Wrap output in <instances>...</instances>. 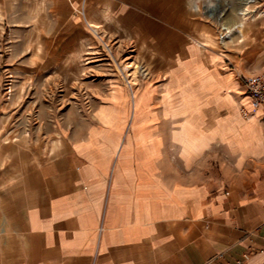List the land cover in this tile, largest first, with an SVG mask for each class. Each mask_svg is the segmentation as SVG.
<instances>
[{
    "label": "crops",
    "instance_id": "1",
    "mask_svg": "<svg viewBox=\"0 0 264 264\" xmlns=\"http://www.w3.org/2000/svg\"><path fill=\"white\" fill-rule=\"evenodd\" d=\"M192 3L0 0L3 33L81 34L82 6L96 26L115 19L150 71L135 91L116 74L88 87L104 103L25 172L0 264H264V106L241 113V78L264 67V28L256 61L226 60L187 41Z\"/></svg>",
    "mask_w": 264,
    "mask_h": 264
},
{
    "label": "rangeland",
    "instance_id": "2",
    "mask_svg": "<svg viewBox=\"0 0 264 264\" xmlns=\"http://www.w3.org/2000/svg\"><path fill=\"white\" fill-rule=\"evenodd\" d=\"M245 1L196 0L189 7L196 12L192 13L195 19L189 20L191 28L194 22V34L187 41L226 60L247 57L256 61V45L264 28V0L248 6L250 13L241 34L225 38L224 28L234 29L242 20ZM78 14L84 20L81 34L42 37L0 32L1 243L13 240L20 229L25 172L56 149L63 138H75L77 124L91 121L89 108L103 105L104 100L90 98L86 91L93 84L104 90L105 83L99 82L98 75L116 74L128 87L130 80L129 88L134 91L140 81L150 78L144 62L146 52L131 43L115 19L101 18L96 26L83 6ZM185 22L183 27L188 26ZM33 54L40 55L44 64L50 60L46 63L50 66L7 65Z\"/></svg>",
    "mask_w": 264,
    "mask_h": 264
},
{
    "label": "built area",
    "instance_id": "3",
    "mask_svg": "<svg viewBox=\"0 0 264 264\" xmlns=\"http://www.w3.org/2000/svg\"><path fill=\"white\" fill-rule=\"evenodd\" d=\"M244 95L249 101V109H242V116L244 118L251 117L254 112L264 106V67L250 75L244 76L241 78ZM127 84L131 88L130 80L127 81Z\"/></svg>",
    "mask_w": 264,
    "mask_h": 264
},
{
    "label": "bare ground",
    "instance_id": "4",
    "mask_svg": "<svg viewBox=\"0 0 264 264\" xmlns=\"http://www.w3.org/2000/svg\"><path fill=\"white\" fill-rule=\"evenodd\" d=\"M253 2H255V0H246L245 1V8H243L241 13H240L242 20L237 22L236 25H235V28H234L235 30L238 29L237 31L240 32V33H241V30H242V28H243V26L245 24L246 18L248 16V14L250 13V11L248 10V6L250 4H252ZM246 5H247V7H246ZM228 29H229V27H228ZM229 32H231V30H229L228 33Z\"/></svg>",
    "mask_w": 264,
    "mask_h": 264
}]
</instances>
